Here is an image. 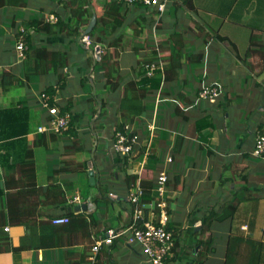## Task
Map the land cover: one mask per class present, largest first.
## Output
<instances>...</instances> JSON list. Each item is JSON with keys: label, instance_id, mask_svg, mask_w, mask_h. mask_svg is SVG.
I'll list each match as a JSON object with an SVG mask.
<instances>
[{"label": "crops", "instance_id": "crops-1", "mask_svg": "<svg viewBox=\"0 0 264 264\" xmlns=\"http://www.w3.org/2000/svg\"><path fill=\"white\" fill-rule=\"evenodd\" d=\"M26 2L22 7H0V78L3 67L21 75L14 46L22 22L46 18L53 14L52 8L61 6L58 0ZM192 5L194 9H189L178 0H169L162 13V33L171 32L174 24L183 34L185 61L176 71L167 65L171 78L162 82L160 89H146L142 99L145 113L128 115L120 111L118 103L87 105L83 98L96 94L99 85L92 80V69L91 91L78 81L77 86L75 75L69 73V69H84L81 61L85 56L80 60L81 68L77 60L60 68L67 83L64 89H57L56 98L64 104L72 97L70 111L80 139L78 151L72 150V138L66 134L48 147L32 145L39 135L36 128L48 119L39 104V92L55 85L57 78L56 74L36 75L26 81L27 94L21 99L28 104L27 145L14 146L9 143L11 137L0 138V212L14 218L2 228L11 244L29 245L30 249L17 255L0 252V264H70L78 259H84L81 264H92L94 236L103 230L122 229L129 222L131 205L125 175L137 174L139 182L154 179L160 170L168 176L166 226L179 236L167 264H264V155L253 152L257 135L264 132V0H192ZM201 12H207L205 20ZM192 22L202 26V35L193 32ZM31 32L37 44L45 40L56 44L64 38ZM191 42L198 44L196 49L186 48ZM162 47L171 48L168 44ZM122 59L120 76L127 81L133 71L127 57ZM208 81L221 85L218 100L195 101L199 84ZM100 93L111 97L109 91ZM151 123L155 125L151 157L144 160L142 146ZM117 124H128L140 135L142 153L131 163L112 149ZM28 145L33 151V168L27 175L21 162L26 160L24 147ZM141 160L145 164L138 170ZM95 178L108 187L110 198L121 201L101 200ZM77 193L81 202L68 203ZM236 195L242 197L238 202ZM232 204L235 207L230 216L219 219L223 207ZM146 209L150 215L155 206L147 203ZM208 215L209 227L202 233L201 218ZM58 216H67L70 222L53 224L52 218ZM60 227L65 231L60 232ZM209 236L207 247L197 241ZM231 237L242 241H232L229 247ZM48 241L63 244L41 245ZM94 257V264H150L140 247L127 244L122 236L110 245L103 244Z\"/></svg>", "mask_w": 264, "mask_h": 264}, {"label": "trees", "instance_id": "trees-1", "mask_svg": "<svg viewBox=\"0 0 264 264\" xmlns=\"http://www.w3.org/2000/svg\"><path fill=\"white\" fill-rule=\"evenodd\" d=\"M178 1H180L183 7L194 9L192 0ZM58 2L61 3V6L57 9L52 8L50 10V12L56 16L55 22H50L47 20V17H35L33 19L24 20L22 22V30L21 28H17L15 37L16 42L23 41L26 44L25 57L19 59L21 66L20 68H17L21 69V75L18 74L15 69L10 67H3L2 69L0 93L2 92L3 97L0 98V138H8L9 140L12 138L13 140L9 141V143L14 146L19 143L23 146L24 144L27 145L25 135L29 128L28 104L21 98L27 94L26 81L30 80L33 76L56 74L57 81L55 82V85L49 84L42 88L41 92L44 91L49 94L50 105H57L62 112H67L69 115L67 118V127L65 129L60 130V132H39L37 140L33 141L32 145H44L48 147L52 141H56L60 136L66 134L72 138V150L78 151L81 149L78 144L80 143V139L78 130L74 125V118L70 111L72 97L66 99L64 104L53 100V96L55 95L56 97L57 89H64L66 86L67 75L62 73V71L60 72V68L67 65L69 60H77L80 68L83 67L81 63H85L86 65L84 66V69L81 68L83 70L77 68L69 69V73L72 72L73 75H75V81H78L80 84H85L86 81H90V75H88V73H90L89 71L92 69V80L94 83L99 84L97 89L101 92H111V97H105L104 94L102 96V93H100L99 102H101L103 107L106 102L112 104L118 103V108L121 112L133 116L139 115L143 112L145 113L146 107L145 104H143L142 99L145 95L146 89H160L161 83L164 81L166 82V80L171 78L168 76L167 65H171L174 71H176V69H179L181 64L185 61L182 60L184 54L183 34L177 30L162 33V31H165L161 25L163 16L153 7H148L141 3L127 5L124 0H101L99 1L101 10L98 12L92 7V0H58ZM26 3V0H0V7H22L26 5ZM93 14L96 15V23L91 31L88 34H85L84 30ZM154 14H157L158 16L154 18ZM197 29L198 32H201L202 26L197 24ZM31 30L41 37H58L59 35H63L64 41L62 42L63 39H61L60 42H56L55 44L45 40L37 44V40L34 39ZM84 34L91 38L93 48L99 47L100 50L102 49V51L99 52V56H94L95 59L85 54L86 52H84V50L86 49L83 48L85 43L83 41H81L82 43L78 42V38L81 37V35L84 36ZM216 35L222 39L224 38V36H220L219 34ZM165 44L171 46L170 50L163 49L162 46ZM84 56L85 58H83ZM122 56L127 57L129 66L133 71L132 78L127 81H124V78L120 76V66L125 62L122 59ZM165 57L167 58L165 59ZM82 58L83 60L80 63ZM189 59H192V57ZM41 92H39V94ZM92 94L93 93H90L83 98L87 105L98 102V99L93 97ZM4 96H6V100L4 99ZM108 99L110 101H107ZM178 106L181 107V105ZM204 125H206V123ZM123 128L124 124H117L114 127L111 146L114 139V133L116 130H122ZM259 134L264 135V132H260ZM139 139L141 143L140 135ZM151 145L152 143L148 148L147 156L152 148ZM24 148L26 160L21 162V170L23 169L28 175V169L33 168V160H31L33 158V151L30 148V145ZM145 149L146 146L143 151H145ZM148 157L151 156L149 155ZM7 158H9V156H7ZM125 159L127 158L124 157L123 160ZM125 180L127 188L130 189L138 180V176L137 174L132 173L126 174ZM148 180H156V177L154 179H140L139 181L142 188L140 201L143 203L155 202V200L160 198L153 187L154 183ZM95 185L99 189V198L101 200L109 198V200L115 199L119 202L121 201L120 198H110L107 195L108 187L101 185V183H97L96 178ZM235 198L236 202H238L242 197L236 195ZM129 203L131 207L130 210H128L130 214L128 224L131 222L133 209V204L131 202ZM234 207L235 205L233 204L223 207V213L220 214L218 218L225 219L230 216ZM225 209L228 211H224ZM9 212L11 213L10 210ZM145 213L144 216H146ZM209 215L201 218L200 232L202 231V233H204L206 228L209 227ZM10 221H14V218L7 217L4 213L0 212V252L13 251V253L17 255L25 249H30V246L24 244L13 246L11 244L9 236L2 230L3 225ZM65 227H60V232H64L66 229ZM169 229L172 230L170 226ZM107 230H103L97 235L104 236L106 235ZM172 232L174 235V244L176 245L179 236L176 232ZM209 238L210 236L205 240L198 238L197 241L202 243L204 247H207L211 242ZM232 241L239 243L242 239L231 237L229 247ZM248 243H250V241H247V245ZM59 244L62 245L63 242H59ZM59 244L54 241L41 243V245L45 246H59ZM95 258L97 257H94L92 264H94ZM82 261H84V259H78L76 261L72 260L70 264H81L80 262Z\"/></svg>", "mask_w": 264, "mask_h": 264}, {"label": "built area", "instance_id": "built-area-1", "mask_svg": "<svg viewBox=\"0 0 264 264\" xmlns=\"http://www.w3.org/2000/svg\"><path fill=\"white\" fill-rule=\"evenodd\" d=\"M125 4L141 3L142 5L153 7L159 14L165 11L166 4L169 0H124ZM47 20L50 22L56 21L54 14H49ZM22 30V28H21ZM85 45L88 46V36H83ZM16 56L18 59L25 57L26 44L23 41H17L15 43ZM222 91L218 84H208L207 86H200L197 92L198 100H204L210 103H215ZM40 106L45 109L48 114V119L45 123L39 125L36 128L37 132H60V130L67 127L68 113L62 112L57 105L49 104V94L41 92L38 96ZM53 100L57 101L55 95ZM129 127L128 124H124V128L116 130L114 133V139L112 143V149L115 154L121 158H127L131 163L135 156L139 154L140 139L137 132ZM133 132V133H132ZM149 138L145 144L146 149L144 151V160L148 153V148L152 143L155 125L151 123L148 125ZM253 152L257 156L264 155V135L258 134L255 139V146ZM138 170L141 169L145 162L141 160L138 163ZM140 167V168H139ZM135 173L137 171H134ZM167 173L165 170H160L156 176L154 182V189L157 191L160 197L152 203L155 206V211L152 214H147L146 204L140 201L142 188L139 182L136 183L128 190V201L133 204L131 222L124 228L119 230L109 229L106 235H97L94 237L93 244L91 246L90 259H94L95 253L99 250L102 244L109 245L116 237H123L127 244H138L142 254L150 264H167L168 260L172 257V249L174 247V235L173 232L167 228L168 214L166 212V201L164 199V193L166 191ZM81 202V196L77 193L72 198L68 199V203L79 204ZM146 212V213H145ZM144 213L146 216H144ZM51 222L55 225L66 224L69 222V217L58 216L52 218ZM4 230H8V227H4Z\"/></svg>", "mask_w": 264, "mask_h": 264}, {"label": "rangeland", "instance_id": "rangeland-1", "mask_svg": "<svg viewBox=\"0 0 264 264\" xmlns=\"http://www.w3.org/2000/svg\"><path fill=\"white\" fill-rule=\"evenodd\" d=\"M99 1H101V0H92V7L96 10V11H98V12H100V10H101V8H100V2ZM100 8V9H99ZM201 15H200V17H202V19L203 20H205V17H208V14H207V12H201L200 13ZM189 15V17L192 19V16L190 15V14H188ZM175 18V17H174ZM207 20V19H206ZM218 20H219V18H218ZM174 21H175V19H173V23H174ZM88 25V24H87ZM170 25H172V22L170 23ZM190 26H191V28H196L193 32H198V29H197V26L195 25V22H192L191 24H190ZM172 28V30H176L175 29V27H174V24L171 26ZM22 28V27H21ZM193 30V29H192ZM130 32V31H129ZM187 34H189V32L187 31ZM199 36L200 35H202V32H199V33H197ZM85 35V34H84ZM146 35V34H145ZM83 35H81V37H79L78 38V42L79 43H82L81 41H83L84 43H86L85 41H84V39H83V37H82ZM158 38V37H157ZM88 41H89V44H87L88 45V47H86L85 45L83 46V48H85L86 50H84V52H86L85 54H88L90 57H92V58H94L95 59V57L94 56H99V52L100 51H102V49L100 50V48L99 47H92V44H91V38H89L88 37ZM198 46V44L197 43H194V42H191V43H189V46H187L186 48L187 49H189V48H191V49H196V47ZM88 75H90V73H88ZM77 82V81H76ZM75 82V83H76ZM214 83H216V82H203V83H201V84H199L200 86H207L208 84L210 85V84H214ZM86 86H85V90H89V91H91V83H90V81H86ZM219 85V87L221 88V85L220 84H218ZM77 86H78V82H77ZM93 97H95V98H97L98 99V101H99V95H100V91H99V89H96V94L93 92ZM60 97V96H59ZM196 100H198V98L196 97V99H195V101ZM99 106V105H98ZM147 130V129H146ZM157 132V131H156ZM147 137V139H146V142H147V140H148V138H149V132L147 131V134H146V136H145V138ZM146 142H144V144H146ZM141 143H142V141H141ZM143 144V148L145 147V145ZM139 152L140 153H142L141 151H140V149H139ZM142 157V156H141ZM166 211H167V208H166ZM168 214V213H167ZM168 219H169V216H168ZM135 245H138V244H135ZM139 246V245H138ZM172 254H173V251H172Z\"/></svg>", "mask_w": 264, "mask_h": 264}, {"label": "water", "instance_id": "water-1", "mask_svg": "<svg viewBox=\"0 0 264 264\" xmlns=\"http://www.w3.org/2000/svg\"><path fill=\"white\" fill-rule=\"evenodd\" d=\"M95 23H96V15L93 14L91 16V19H90L88 25L86 26V28L84 30V33L88 34L91 31V29L93 28V26L95 25Z\"/></svg>", "mask_w": 264, "mask_h": 264}, {"label": "bare ground", "instance_id": "bare-ground-1", "mask_svg": "<svg viewBox=\"0 0 264 264\" xmlns=\"http://www.w3.org/2000/svg\"><path fill=\"white\" fill-rule=\"evenodd\" d=\"M114 15H115V14H114ZM105 16H106V15H105ZM115 19H116V18H115ZM116 24H117V23H116ZM140 31H141V30H140ZM114 33H115V32H114ZM114 33H113V34H114ZM137 38H138V37H137Z\"/></svg>", "mask_w": 264, "mask_h": 264}]
</instances>
